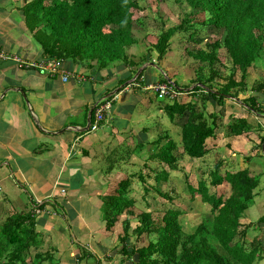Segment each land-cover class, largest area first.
<instances>
[{
	"label": "trees",
	"instance_id": "obj_1",
	"mask_svg": "<svg viewBox=\"0 0 264 264\" xmlns=\"http://www.w3.org/2000/svg\"><path fill=\"white\" fill-rule=\"evenodd\" d=\"M143 1L17 0L27 28L35 30L33 36L40 56L67 59L84 68L96 67L97 74L109 66L133 67L154 62L150 52L156 53L155 61L160 62L175 37L178 46H182L181 52L194 61V78L184 86L173 82L178 95L163 106L171 123L178 119L182 150L178 152L179 145L167 130L163 131L156 142L160 148L155 160L160 169L150 171L157 184L166 183L172 173L180 172L189 201L199 200L210 218L206 215L194 228L189 229L190 223L185 228L189 217L183 221L182 216L190 211L185 213L172 203L178 198L170 190H157L167 204L135 214L130 184L124 180L115 193L104 198L102 210L107 229L125 215L116 264H258L264 259V216L255 222H240L252 204L258 178L247 168L224 171L222 160H215L204 169L190 168L189 173L181 164L189 160L193 165L212 152L209 140L215 141L225 128L233 137L246 135L254 128L264 131V126L257 127L249 121L252 114L259 120L264 114V79L254 80L250 87L247 84L250 70L256 66L264 70V0H183L188 9L184 12L182 0H176L181 11L176 23H168L169 18L158 13L160 3L169 0H153V23L158 32L155 42L147 43V59L143 55L136 63L127 49L135 43L134 22L139 28L145 24L142 18H133L135 13L148 9L139 3ZM145 70L134 83L141 82ZM136 71L121 82L132 79ZM166 80L161 76L159 83ZM235 106L242 112H237ZM92 116L93 112L91 121ZM263 142L264 137L258 151ZM224 183L229 185V193L220 189ZM32 215L15 212L0 221V264H42L50 259L49 255L34 252L40 238ZM133 217L137 225L132 227ZM142 237L145 246L136 244Z\"/></svg>",
	"mask_w": 264,
	"mask_h": 264
},
{
	"label": "crops",
	"instance_id": "obj_2",
	"mask_svg": "<svg viewBox=\"0 0 264 264\" xmlns=\"http://www.w3.org/2000/svg\"><path fill=\"white\" fill-rule=\"evenodd\" d=\"M139 29L133 27L134 35ZM34 31L27 28L17 0H0V49L9 56H22L27 62L18 64L11 57L0 59V221L15 212L33 214L40 238L34 252L50 256L42 264H116L125 215L116 222L118 227L115 224L107 229L102 213L104 198L127 180L135 214L155 210L162 206L161 201L165 202L157 193L163 187L150 170L160 169L155 160L160 148L156 142L163 131L167 130L179 145L178 152L182 150L178 119L171 123L163 107L174 99L156 98L142 85L160 82L158 67L145 70L142 83H134L143 69L150 67L148 62L133 67L109 66L97 74L93 67L64 62L62 68L71 73L66 82L42 73L29 65L44 59L37 54ZM137 34L135 43L127 49L136 63L143 55L147 59V48L139 46L147 44L145 34ZM151 56L155 62L156 53L150 52ZM158 66L163 67L161 61ZM136 69V73L141 71L137 77L121 82ZM162 76L173 77L169 72ZM112 92L116 98L109 117L95 131H85L88 112ZM249 121L256 124L259 119L250 115ZM250 133L224 136L229 143L225 151L219 158L204 162V168L215 160L223 161L224 171L247 168L259 184L255 201L246 210L257 212L255 203L260 200L259 213L264 212V142L261 151L257 146L264 131ZM212 147L205 157L216 153ZM181 165L190 172L189 160ZM171 187L169 184L165 191ZM220 187L229 193L228 184ZM174 192L177 194V189ZM240 222L251 221L242 216ZM78 257L83 260L78 261Z\"/></svg>",
	"mask_w": 264,
	"mask_h": 264
},
{
	"label": "rangeland",
	"instance_id": "obj_3",
	"mask_svg": "<svg viewBox=\"0 0 264 264\" xmlns=\"http://www.w3.org/2000/svg\"><path fill=\"white\" fill-rule=\"evenodd\" d=\"M139 3L143 7L148 6V9H144L143 11L135 13V16L133 17L134 19H137V18L141 19L142 18L143 20H145L144 21L145 24L141 27V29H139L135 33V35L137 36L138 35L137 33H141L139 37H144V34H145V37H144L145 41L144 42L145 43L153 42V41H155V36H156V33L158 32L157 26L153 23V18L155 19V16H156L154 14L155 3L153 0H144L143 2H139ZM165 3L166 4L160 3L158 13L160 14V12H161V14L167 16V18H169V20H170V21H168V23L178 22L179 20L176 17H177V15L181 14V11L178 9V5H177L176 0H169L168 2H165ZM181 5H183L181 7L183 12L188 10L187 6L183 0L181 2ZM134 24L138 27L137 23L134 22ZM132 35H133V37L135 36L133 33V29H132ZM201 37H203V34H201ZM171 43H172L171 44V51L165 56V59L161 61V65H163V67L157 66L159 69H157L156 72H158L160 76H162V74H166V73L168 74V72H169L173 76V77H171L173 79L172 80L173 82L177 81V84L181 85V86L187 85L190 82L189 80L194 78L195 66H194V64H192L193 60L191 58L187 57L186 55H184L185 54L184 51L181 52L182 46H178V44L175 41V37L171 38ZM139 46L143 49L144 47L147 48L148 45L141 43V45H139ZM131 47H132V45L130 46V48ZM20 57L22 59V56H20ZM22 61H23V59H22ZM17 63L20 64L19 62H17ZM149 63H151V62H149ZM156 63H157V61H155L154 66H156ZM128 66H129V64H128ZM143 66H141V67H143ZM256 67L257 68L250 70V76L247 80V84L249 87L253 84L254 80L264 79V70H262V66H256ZM148 69H153V67L152 66L147 67L146 71H148ZM161 70H162V73H161ZM94 71H95V73L97 72L96 67L94 68ZM186 97H187L186 101H188L190 98L188 96H186ZM242 97H244V95ZM158 101H160V100H158ZM115 104H114V107H115ZM235 109L237 110V112H242V108H240L239 106H235ZM209 110L212 111L211 107H209ZM252 116H255V115L252 114ZM263 116H264V114L260 115V117H261L260 120L258 122H256V123H258V124H255L257 127L258 126H262V127L264 126V117ZM175 129H177V128H175ZM256 129L254 128V131H253L254 133L257 132ZM226 132H227V130L224 129V131L217 137V139L214 143L208 144L209 147L215 146L216 153L213 152L211 154V156H209V157L207 156L201 160L194 161L193 165H191L192 168L196 169V168H199V166H200L202 169H204V162H206V161L209 162L211 159H214L216 156L219 158V156L221 154H223V152L225 151L226 144H229V143H227V140H225V138H224V136L225 137L229 136ZM252 134L253 133H250L251 137H253ZM178 135H179V133H178ZM229 137H231V136H229ZM230 146H232V148H233L235 146V143L232 142V144H230ZM251 159H253V157ZM255 159H257V158H255ZM262 161H263V164H261V165L263 166V169H264V157H263ZM251 175H252V173H251ZM183 181H184V179L181 176V173L176 172L175 174L172 173L169 176L166 183L162 182L160 184L162 185L163 190L167 189L169 187V184H170V186L172 185L173 187H175L177 189V191H178L177 194L171 189H170V193L172 196L177 195L178 200H177L176 204H177L178 208L182 209L185 213L190 211V214L189 215L184 214L182 216V219L184 221V218L189 217L190 221L186 220L185 221L186 225L185 224L184 225L186 228V226L190 223L189 229H192V228H194V225L196 226L198 224V222H200L202 219L207 218L206 215L208 216V218H210V217L206 211V207L202 203H200L199 200H196L194 202L189 201V196L186 193V188L184 186ZM220 189H223V188H220ZM168 195H169V193H168ZM252 201L253 202L255 201L254 198ZM259 202H260V200L256 201V203H255V207H256L257 212L261 208L260 207L261 203H259ZM161 203L167 204V202H162V201H161ZM172 203H173V201H172ZM190 209H192V210H190ZM136 212H137V210H136ZM257 212L251 211L249 213V210H246L243 216H245V218L249 219L250 221L255 222L261 216L264 215V212H259V213H257ZM191 213H196L197 216L195 214L192 215ZM194 217H195V219H193ZM119 218H120V220L124 219V216H121ZM131 223H132V227L134 225L136 226L137 220L135 218H132ZM118 225H119V223H117L115 226L118 227ZM144 237H142L143 239L139 240V242H136V244H138L139 246H141V245L145 246L146 241H145ZM207 238L209 240H211V237L209 235H207ZM132 240H134V239L132 238ZM130 242H131V240H129L128 244ZM262 254L264 255V252H262ZM93 262H94V259H93ZM93 262H91V263H93ZM53 264H55V263H53ZM258 264H264V259L261 262H259Z\"/></svg>",
	"mask_w": 264,
	"mask_h": 264
},
{
	"label": "built area",
	"instance_id": "obj_4",
	"mask_svg": "<svg viewBox=\"0 0 264 264\" xmlns=\"http://www.w3.org/2000/svg\"><path fill=\"white\" fill-rule=\"evenodd\" d=\"M12 58L15 61L19 62L20 64H26L25 62L22 61L19 57H14V56H9L7 55L3 50L0 49V59H7V58ZM30 66H36L38 64H29ZM39 68H44V70H51L52 72L54 71L53 63H49L46 65L44 62L39 63L38 65ZM50 72V71H49ZM51 73V72H50ZM170 85V86H169ZM173 83H171L169 80L165 83H158L154 85L148 86L149 89H151L154 93L157 94L158 98H166V99H174L177 95L178 92H176L173 88ZM115 96L111 97V99H106L103 101H100L94 110L93 114V121L90 123L88 130L90 131H95L99 125L104 122L110 115L111 113V108H112V103L115 100Z\"/></svg>",
	"mask_w": 264,
	"mask_h": 264
},
{
	"label": "clouds",
	"instance_id": "obj_5",
	"mask_svg": "<svg viewBox=\"0 0 264 264\" xmlns=\"http://www.w3.org/2000/svg\"><path fill=\"white\" fill-rule=\"evenodd\" d=\"M42 58H40V60L38 61H33V62H30V64H38L39 65V63H41V62H44L46 65H48L49 63H53L54 64V67H53V69H54V71L52 72L51 70H44V68H39L38 67V65H36V66H34V67H36L39 71H41L42 73H45V74H48L49 76H51V77H59L60 79H61V81H63V82H66L67 80H68V78L70 77V75H71V73L70 72H68V71H66L65 69H63L62 68V66H63V64H64V62H70V60H67V59H65V60H62V59H49V58H46V57H44V59L43 60H41ZM25 62V61H24ZM25 63H27V62H25ZM151 63H153V64H155V62H151ZM158 63V62H157ZM157 63H156V66H155V68H157ZM51 73H50V72ZM164 78H166L167 80L166 81H168L169 79L167 78V77H165L164 76ZM170 81V80H169ZM171 83H173V81H170ZM156 84H158V83H156ZM150 85H154V84H150ZM150 85H147L146 86V89H148V90H150V91H152L151 89H149L148 88V86H150ZM173 85H174V83H173ZM153 92V91H152ZM156 94V93H155ZM157 95V94H156ZM113 97V96H112ZM111 97H109V98H106V99H110ZM106 99H103V100H106ZM159 99H166V98H159ZM103 100H101V101H103ZM100 102V101H99ZM98 102V103H99ZM97 103V104H98ZM96 104V105H97ZM96 105H95V107H96ZM95 107H94V110H95ZM93 110V111H94ZM92 111V112H93ZM92 114V113H91ZM94 114V113H93ZM92 121H93V118H92ZM91 121V119H90V123L92 122ZM90 125V124H89Z\"/></svg>",
	"mask_w": 264,
	"mask_h": 264
},
{
	"label": "water",
	"instance_id": "obj_6",
	"mask_svg": "<svg viewBox=\"0 0 264 264\" xmlns=\"http://www.w3.org/2000/svg\"><path fill=\"white\" fill-rule=\"evenodd\" d=\"M149 66L155 67L153 63H150ZM140 70L135 74V76L137 77L140 74ZM21 93V90H18ZM115 92H112L110 94H108L104 99L111 97ZM93 111V108L88 112V118H87V125L85 127V131L88 130L89 124H90V117H91V113Z\"/></svg>",
	"mask_w": 264,
	"mask_h": 264
}]
</instances>
